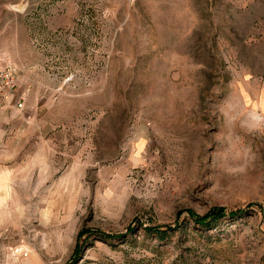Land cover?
I'll list each match as a JSON object with an SVG mask.
<instances>
[{"label": "rangeland", "instance_id": "rangeland-1", "mask_svg": "<svg viewBox=\"0 0 264 264\" xmlns=\"http://www.w3.org/2000/svg\"><path fill=\"white\" fill-rule=\"evenodd\" d=\"M7 62L0 264H264V0H0Z\"/></svg>", "mask_w": 264, "mask_h": 264}, {"label": "built area", "instance_id": "built-area-1", "mask_svg": "<svg viewBox=\"0 0 264 264\" xmlns=\"http://www.w3.org/2000/svg\"><path fill=\"white\" fill-rule=\"evenodd\" d=\"M18 75L11 62L0 64V111L9 106L14 110L24 108L23 94H17Z\"/></svg>", "mask_w": 264, "mask_h": 264}, {"label": "trees", "instance_id": "trees-1", "mask_svg": "<svg viewBox=\"0 0 264 264\" xmlns=\"http://www.w3.org/2000/svg\"><path fill=\"white\" fill-rule=\"evenodd\" d=\"M192 216L191 217H194L193 219H195V221L199 222V223H207L208 221L210 220H216L217 218H219L221 215H223V208L222 207H219V206H215L213 208H211L205 215H202V216H193V214H191ZM147 230H158L160 229L159 227H155V226H148L146 228ZM90 231V232H89ZM91 231L94 232V230H88V229H82L80 230L78 233H77V236L80 237L83 233H89L88 235L91 234ZM103 237L105 238H115L116 237V234L115 235H108V234H103Z\"/></svg>", "mask_w": 264, "mask_h": 264}, {"label": "crops", "instance_id": "crops-1", "mask_svg": "<svg viewBox=\"0 0 264 264\" xmlns=\"http://www.w3.org/2000/svg\"><path fill=\"white\" fill-rule=\"evenodd\" d=\"M6 110L8 111V110H14V109L10 108L9 106H5V107L2 108V110L0 111V126L2 125L1 123H2L3 119H4V121H6L7 123H8V122L11 123V121H12V116L16 114L14 111H10V112H11V115H10V116H4ZM16 111H17V110H16ZM7 130H8V129H7ZM2 131H3V130L0 129V133H1ZM9 143H10V142H9ZM10 147H11V146L9 145V147H8L7 149H8V150H11ZM8 153H9V152H8ZM5 167H6V166H5ZM3 172H4V171L2 170V172H0V174L3 173ZM6 172H7V171H6ZM6 172H4V173H6ZM7 183H8L7 178H6V176L4 175V177L2 178V182H1V180H0V184H3V185L6 186Z\"/></svg>", "mask_w": 264, "mask_h": 264}]
</instances>
